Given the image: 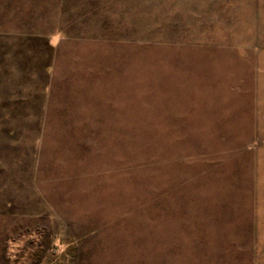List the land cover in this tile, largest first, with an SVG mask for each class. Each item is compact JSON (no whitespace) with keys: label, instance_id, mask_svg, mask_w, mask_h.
Listing matches in <instances>:
<instances>
[{"label":"rangeland","instance_id":"374dc122","mask_svg":"<svg viewBox=\"0 0 264 264\" xmlns=\"http://www.w3.org/2000/svg\"><path fill=\"white\" fill-rule=\"evenodd\" d=\"M0 264H264V0H0Z\"/></svg>","mask_w":264,"mask_h":264}]
</instances>
